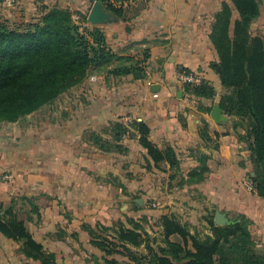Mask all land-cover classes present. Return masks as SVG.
<instances>
[{
    "label": "crops",
    "instance_id": "0c3cea01",
    "mask_svg": "<svg viewBox=\"0 0 264 264\" xmlns=\"http://www.w3.org/2000/svg\"><path fill=\"white\" fill-rule=\"evenodd\" d=\"M223 2L232 6L230 0H145L133 18L97 25L115 52L135 58L147 53L145 76L91 73L52 104L0 122V204L16 196L32 199L38 210L26 226L56 254L57 264H91V255L101 259L104 252L88 231L96 225L120 221L132 228L135 221L159 236V218L166 212L202 236L211 234L209 221L217 211L229 219L244 214L254 222L253 234L264 250V198L246 185L252 172L247 143L238 138L230 116L226 123L210 116L223 87L210 67L217 53L209 34ZM40 4L81 13L92 5L90 0H2L0 18L34 19ZM250 28L264 36V0ZM179 68L210 82L214 96L188 95ZM35 115L39 118L32 120ZM119 117L145 121L151 142L175 150L178 168L155 165L137 137L125 138L122 152L87 142L88 130ZM18 210L26 216L29 203L23 200ZM20 245L0 232V264L36 263L24 258Z\"/></svg>",
    "mask_w": 264,
    "mask_h": 264
},
{
    "label": "trees",
    "instance_id": "16d2710c",
    "mask_svg": "<svg viewBox=\"0 0 264 264\" xmlns=\"http://www.w3.org/2000/svg\"><path fill=\"white\" fill-rule=\"evenodd\" d=\"M100 1L122 21L133 18L145 6V0ZM230 1L232 6L222 3L211 25L209 37L217 59L210 67L223 87L219 105L232 118L233 130L249 149L250 190L264 198V36L250 28L260 15L262 0ZM234 10L237 16L233 19ZM74 13L78 20L87 22L88 9L73 12L57 4H40L37 16L23 22L0 18V122L16 121L52 104L91 73L145 76L146 52L142 58L115 52L101 27L80 24ZM183 89L202 98L215 94L214 86L203 79L184 84ZM149 131L143 120L119 117L100 129L88 130L84 137L101 151L117 152L127 149L125 138L137 137L155 165L167 162L178 168L175 150L151 142ZM200 170L203 172L205 166ZM23 200L29 203L26 216L19 214L22 207L18 210ZM37 210L25 196L0 204V232L20 241L24 258L36 262L23 264H57L56 254L37 242L26 226ZM132 223V228L120 221L111 226L96 225L97 230L90 228L91 242L104 252L101 259L91 255V264H264V250L257 248L253 234L254 222L241 213L225 225H216L211 218V234L203 236L191 233L189 223L173 212L159 218V236L150 235L138 222Z\"/></svg>",
    "mask_w": 264,
    "mask_h": 264
},
{
    "label": "water",
    "instance_id": "95a60500",
    "mask_svg": "<svg viewBox=\"0 0 264 264\" xmlns=\"http://www.w3.org/2000/svg\"><path fill=\"white\" fill-rule=\"evenodd\" d=\"M2 0H0L1 2ZM87 22L92 25H101L110 22H117L119 19L110 12L100 0H94L86 17ZM211 118L216 123L228 122V116L224 114L223 109L219 104H214L210 111ZM215 224L225 225L230 222V219L220 211L215 213Z\"/></svg>",
    "mask_w": 264,
    "mask_h": 264
},
{
    "label": "built area",
    "instance_id": "2783aa9c",
    "mask_svg": "<svg viewBox=\"0 0 264 264\" xmlns=\"http://www.w3.org/2000/svg\"><path fill=\"white\" fill-rule=\"evenodd\" d=\"M13 1V0H11ZM76 21H78V17L75 15L73 17ZM177 77L179 79V81L182 83V85L184 84H194V83H199L201 81V78H199V76L197 74H195L194 72H186L184 70H178L177 71ZM128 121L131 119L130 117L126 118ZM6 179H11V177L9 175H5L4 176ZM246 185L249 189H253L252 186V182L248 179L246 181ZM155 204H152V206H154Z\"/></svg>",
    "mask_w": 264,
    "mask_h": 264
},
{
    "label": "rangeland",
    "instance_id": "374dc122",
    "mask_svg": "<svg viewBox=\"0 0 264 264\" xmlns=\"http://www.w3.org/2000/svg\"><path fill=\"white\" fill-rule=\"evenodd\" d=\"M32 120H35V119H37V118H39V115H35V117H30ZM152 206V205H151ZM233 217V216H232ZM257 248L259 249L260 247L259 246H257ZM117 257H119L120 258V256L119 255H116Z\"/></svg>",
    "mask_w": 264,
    "mask_h": 264
}]
</instances>
